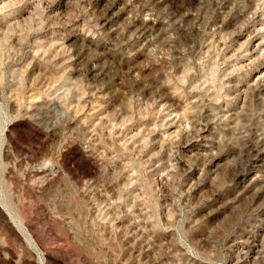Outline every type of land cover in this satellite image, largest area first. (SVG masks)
Returning a JSON list of instances; mask_svg holds the SVG:
<instances>
[{
    "label": "rangeland",
    "instance_id": "rangeland-1",
    "mask_svg": "<svg viewBox=\"0 0 264 264\" xmlns=\"http://www.w3.org/2000/svg\"><path fill=\"white\" fill-rule=\"evenodd\" d=\"M0 264H264V0H0Z\"/></svg>",
    "mask_w": 264,
    "mask_h": 264
}]
</instances>
